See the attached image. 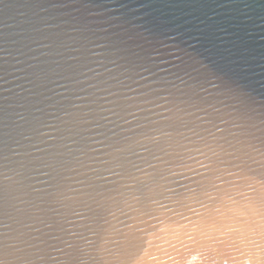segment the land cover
I'll return each instance as SVG.
<instances>
[{"label": "water", "instance_id": "1", "mask_svg": "<svg viewBox=\"0 0 264 264\" xmlns=\"http://www.w3.org/2000/svg\"><path fill=\"white\" fill-rule=\"evenodd\" d=\"M0 264H264V0H0Z\"/></svg>", "mask_w": 264, "mask_h": 264}]
</instances>
